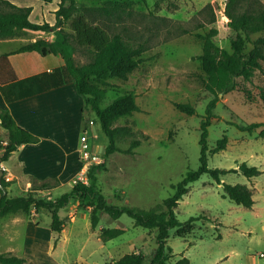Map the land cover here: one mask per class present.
I'll use <instances>...</instances> for the list:
<instances>
[{
  "label": "rangeland",
  "instance_id": "obj_1",
  "mask_svg": "<svg viewBox=\"0 0 264 264\" xmlns=\"http://www.w3.org/2000/svg\"><path fill=\"white\" fill-rule=\"evenodd\" d=\"M77 1L89 6L116 5L119 10L112 15L94 11L91 16L110 34L122 33L132 43L144 42L148 46L139 66L129 74L128 79H108L104 105L125 91H135L140 110L120 118L117 124L141 129L149 134V139L143 140L134 154L118 151L102 156L104 167L97 175L98 187L109 202L147 209L157 206L174 194V185L189 170H196L200 165V127L212 96L205 89V74L197 58L203 50L202 40L195 33H205L214 26L219 30L215 37L217 44L231 50V38L236 32L225 23L223 10L226 0ZM261 1L264 3V0ZM15 2L32 7L30 19L33 22L55 23V11L61 0ZM208 3L216 7L217 21L197 28L198 22L202 21L200 10ZM182 26L193 32L185 33ZM63 28L73 32L71 19L63 23ZM47 34L23 30L15 38L0 40V54L17 50ZM263 35V32L251 34L246 51L252 48L251 41ZM75 58L77 63L82 64L89 61L90 56L87 49L79 48ZM238 81V88L220 97L216 116L209 126L210 149L216 146L219 138L228 137L224 150L209 153V165L234 169L247 162L258 167L262 172L251 178L241 172H228L222 176L223 183L249 186L255 203L252 207H245L233 202L224 196L223 184L207 173L202 174L189 184L190 191L180 200L176 210L182 222L192 216H199V219L194 229L184 237L178 236L176 229L171 230L168 243L173 248V256L169 264H175L182 255L188 257L191 264H264V255H260L264 253V137L260 134L264 126L249 133L234 125L264 122V66L250 80L239 78ZM67 97L65 106H69L70 117L66 118L64 107L61 109L52 104L37 106L33 114L37 115L36 120L40 117L45 121L42 126L48 131V136L67 123L64 134L69 152H57L47 146L41 150L35 148L30 154L46 166L68 157L78 169L82 166L79 160L82 134L88 136L91 145L106 146L108 139L97 115L84 106V99L76 90L74 96ZM176 102H190L197 112L193 115L182 112L174 105ZM73 116L80 120L76 130ZM119 146L126 149L129 144L121 142ZM19 156L7 162L17 176L6 172L2 176L9 181L7 191L12 196L37 191L48 198H56L69 191L81 174L82 167L73 180L61 183L51 178L48 180L52 184L43 187V180L26 176L21 171L22 167L17 166ZM59 214L66 223L65 230L59 235L52 231L51 213L45 209L3 217L0 220V253L23 256L27 258L25 264H110L132 251H143L147 261L151 260L156 246L155 230L135 226L129 215L123 214L114 219L101 213L100 223L93 229L90 209L77 201L61 209ZM32 226L48 227V237L43 243L33 245V240L28 239ZM103 227H121L126 231L104 241L100 237Z\"/></svg>",
  "mask_w": 264,
  "mask_h": 264
},
{
  "label": "trees",
  "instance_id": "obj_2",
  "mask_svg": "<svg viewBox=\"0 0 264 264\" xmlns=\"http://www.w3.org/2000/svg\"><path fill=\"white\" fill-rule=\"evenodd\" d=\"M118 10L116 5L89 6L78 5L76 0H61L59 8L55 11L56 22L54 24L47 21L35 23L30 19L32 7L19 6L11 0H0V40L15 38L23 30L54 32L55 34L54 38L41 37L22 45L14 52L0 55V90L5 99L10 102L42 90L41 75L18 78L9 59L10 54L37 51L42 55L51 53L61 55L65 61L64 68L62 71L58 70L53 73L49 80L56 85L64 82V74L71 77L76 92L84 99L85 107L95 112L108 139L105 151L100 152L101 157L118 151L134 154L142 141L149 139V134L141 129H134L129 124H117L120 118L130 116L140 110L135 91H125L117 95L109 104L104 105L107 99L108 79L112 77L128 79L129 74L142 61V54L148 49L144 42L134 44L122 33L110 34L105 26L97 23L96 18L91 16L94 11L109 16ZM199 14L202 16V21L198 22L197 28L217 21L216 7L213 3H208ZM223 14L226 25L236 32L231 38V50L217 44L215 37L219 30L214 26L205 33H195L202 40L203 50L197 58L201 61V68L205 74L203 80L205 89L212 97L206 106V114L200 127V165L196 170H189L185 177L174 185L175 192L172 196L148 209L130 204L111 203L98 187L97 172L104 167L102 161L90 167L87 181L77 179L69 191L56 198H48L37 191H29L24 195H9L7 191L9 181L2 178L0 220L9 214L30 213L33 209H45L51 213L52 231L60 234L66 223L59 211L76 201L90 209L93 229L99 225L101 213H106L114 219L127 214L133 219L135 226L155 230L156 246L152 250L150 261H147L143 251H132L110 264H169L173 256V248L168 243L171 230L176 229L178 236L184 237L194 229L199 219V216H192L182 222L176 210L180 200L190 191L189 184L198 180L202 174L207 173L219 184H223L224 196L229 197L233 202L252 207L255 203L252 189L241 183H223L222 176L228 172H241L251 178L262 171L247 162L240 163L239 167L234 169L211 167L209 153L224 150L227 147L228 137L227 135L222 136L217 140L216 146L210 149L208 136L209 126L216 116L215 109L220 97L238 88L239 78L250 80L256 71L263 70L264 35L251 41L252 48L248 51L246 49L251 34L264 33V3L261 0H226ZM69 19H71L73 32H68L63 28V23ZM182 30L185 33L192 31L183 26ZM79 48L87 49L89 53L90 59L86 63L79 64L76 61L75 53ZM174 105L180 111L190 115L197 112V108L190 102H176ZM0 123L4 128L0 135V162L7 161L21 145L38 143L41 140L38 135L19 125L9 108L0 106ZM234 125L241 131L253 133L259 127L264 126V122L234 123ZM260 134L264 137V128ZM121 142L128 143V148L122 149L119 146ZM53 180L59 182L56 178H52ZM52 181L45 180L41 182V186H49ZM125 231V228L121 227H103L100 237L107 241ZM26 262L27 258L23 256L0 253V264H25ZM175 264H191V262L188 257L182 255Z\"/></svg>",
  "mask_w": 264,
  "mask_h": 264
},
{
  "label": "crops",
  "instance_id": "obj_3",
  "mask_svg": "<svg viewBox=\"0 0 264 264\" xmlns=\"http://www.w3.org/2000/svg\"><path fill=\"white\" fill-rule=\"evenodd\" d=\"M13 3L17 4L15 0H11ZM51 1V0H50ZM77 1V0H76ZM77 3H79L77 1ZM19 6H24L17 4ZM83 5V4H78ZM56 22V21H55ZM50 24H54L49 22ZM54 32H48L45 38L51 39L54 38ZM41 38V37H39ZM38 39V38H37ZM36 40V39H34ZM33 41V40H32ZM7 51L3 53L14 52ZM1 53V54H3ZM0 54V55H1ZM9 59L18 75L19 79H24L36 74L42 76L41 85L42 90L37 91L32 95H28L26 97L10 101L8 102L4 95L1 94L0 90V106L9 108L12 115L16 119L17 123L24 128L28 129L29 131L33 132L34 134H38L41 140L38 143H27L23 144L19 147L17 151H15L10 158L2 163V168L7 174H11L12 176H17L14 173L13 168L7 166V162L14 158L16 155H20V162L17 166L22 167V172L26 176H32L34 179L37 180H48L51 178H56L59 182H67V180H73L75 177L78 176L80 169L82 166H79L78 161V169L76 168L75 162L65 157L64 159H60V161H54L50 163V166H46L41 164L40 162L35 160V156L30 154L35 148H40V150L44 147L52 148L57 152H69L67 149V138H65V125L60 127L57 132H51L52 135L48 136V131L46 132L45 128L42 125H45L43 119L36 120V114H33V110L37 108V106H47L48 104H52L53 106H57V108L62 107L61 109H65L66 118L70 117L69 106H65V103L68 101L69 95H75V85L73 80H71L67 75L64 76V82L62 84H54L52 80H49V77L52 76L53 73L60 70L62 71L65 65V61L61 55L55 54H48L42 55L37 51H25L19 53H12L9 55ZM82 106V105H81ZM85 106V104H84ZM83 111V109H81ZM74 118V128L79 126L80 120H78L75 116ZM64 121V120H63ZM62 121V123H63ZM76 130V128H75ZM4 128L1 126L0 123V135L3 133ZM56 136V137H54ZM48 142V144H46ZM95 150L100 147L102 150V146H97L96 144L92 145ZM22 150V151H21ZM99 150V151H100ZM77 151V148H75ZM21 153V154H20ZM80 158V157H79ZM81 161V159H79ZM52 161V160H51ZM82 163V161H81ZM52 165V166H51ZM4 172V173H5ZM65 228L63 229V231ZM62 231V233H63ZM28 239L33 240V245H38L43 243L48 237V227L40 226H32V229L29 230ZM59 235V234H58ZM99 235V234H98ZM102 239V238H101ZM66 242V239H65Z\"/></svg>",
  "mask_w": 264,
  "mask_h": 264
},
{
  "label": "built area",
  "instance_id": "obj_4",
  "mask_svg": "<svg viewBox=\"0 0 264 264\" xmlns=\"http://www.w3.org/2000/svg\"><path fill=\"white\" fill-rule=\"evenodd\" d=\"M80 159L82 161L81 174L78 179L87 181V172L93 164L102 162V157L99 150H95L89 142L88 136L84 133L81 136ZM261 256L264 255L262 252Z\"/></svg>",
  "mask_w": 264,
  "mask_h": 264
},
{
  "label": "water",
  "instance_id": "obj_5",
  "mask_svg": "<svg viewBox=\"0 0 264 264\" xmlns=\"http://www.w3.org/2000/svg\"><path fill=\"white\" fill-rule=\"evenodd\" d=\"M94 130L96 132V127L94 126ZM105 151V146H102V150H100L99 152L103 153ZM4 169L2 167H0V184H1V180H2V176L4 175Z\"/></svg>",
  "mask_w": 264,
  "mask_h": 264
}]
</instances>
